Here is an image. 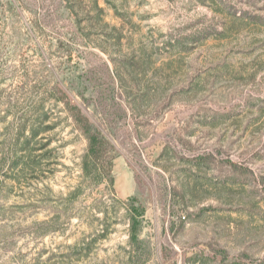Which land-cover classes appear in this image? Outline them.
<instances>
[{
    "label": "rangeland",
    "instance_id": "1",
    "mask_svg": "<svg viewBox=\"0 0 264 264\" xmlns=\"http://www.w3.org/2000/svg\"><path fill=\"white\" fill-rule=\"evenodd\" d=\"M0 264H264V0H0Z\"/></svg>",
    "mask_w": 264,
    "mask_h": 264
},
{
    "label": "trees",
    "instance_id": "2",
    "mask_svg": "<svg viewBox=\"0 0 264 264\" xmlns=\"http://www.w3.org/2000/svg\"><path fill=\"white\" fill-rule=\"evenodd\" d=\"M73 106V117L82 133L85 135L88 145L83 157V169L85 176L92 178L97 183L104 182L110 175H105L101 170L103 161L109 158L107 142L101 132L90 123L89 119L83 115L77 107ZM107 176V177H106ZM144 211L132 203L129 207L130 230L129 239L132 248L140 250L143 247L141 238Z\"/></svg>",
    "mask_w": 264,
    "mask_h": 264
}]
</instances>
